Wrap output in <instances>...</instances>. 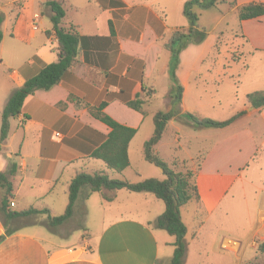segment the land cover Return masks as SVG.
I'll return each mask as SVG.
<instances>
[{"label":"crops","instance_id":"1","mask_svg":"<svg viewBox=\"0 0 264 264\" xmlns=\"http://www.w3.org/2000/svg\"><path fill=\"white\" fill-rule=\"evenodd\" d=\"M44 1L0 0V122L2 108L10 93L44 65L57 59V39L52 30L50 9L44 5ZM174 1L179 10L176 22H170L164 13L171 0H66L62 25H73L82 35L107 36L111 20L117 49L110 52L108 48L112 46L104 48L107 52H102L101 56L109 52L108 61H111L106 71L102 66L108 61L103 59L101 64L93 61L87 63L83 50H80L57 84L48 90H36L25 98L21 114L9 121L8 135L0 150L5 151L4 155L0 154V171H6L12 164L16 165L11 177V181L16 175L19 179L12 191L13 207H19L16 211L30 206L43 208L37 204L41 202L51 216L57 215L54 210L57 201H48L47 197L61 186L60 193L63 192L65 198L68 182L76 171L104 170L112 178H124L131 182L150 176L159 179L162 177L161 172L159 174L150 167H145L150 174L132 176L129 171L133 167L132 140L141 127L146 128L147 134L142 138L143 142L148 139L154 128L153 114L157 110L173 107L176 115L168 120L154 150L174 170L181 171L176 169V165L181 164L195 173L199 199L190 200L180 207L181 220L187 228L183 264H246L258 253L257 241L264 240V190L255 196L249 217L239 215L236 222L235 215L243 207L249 209V201H236L234 175L238 168L247 165L249 160L257 156L259 134L249 121L256 118L262 108H253L246 103L243 107L246 113L222 128L196 129L185 118L183 114L187 111H194L201 117L209 116L203 112L205 107L213 109L220 103L213 97L210 87L203 84L205 81L211 84L214 82L217 91L220 80L218 69L215 70L212 64L207 63L216 41V36L210 39L209 33L203 41L189 43L179 53L175 74L183 89L180 102L171 103L169 92L172 81L168 73L170 50L166 43L175 28L188 26V20L182 13L184 0ZM235 1L236 6L233 8L229 7L228 0H223L224 8L218 2L214 7L196 9L199 19L203 12L214 10L210 12V22L214 26L218 25L227 12L236 13V7L252 0ZM237 27L240 35L235 38L241 40V57L232 62L245 64V59L251 56L253 60L257 58V61H263L264 15L238 20ZM99 52L93 50L94 54ZM246 66L245 70L248 69ZM150 88L153 93L147 99L145 93ZM119 91L131 98L139 95L148 100L143 106V112L128 107L118 98L109 100L103 109L120 123L137 129L128 146L130 164L121 173L108 169L101 160L86 157L84 152L63 141L65 137L76 135L86 125L104 134L110 130L86 108H76L67 101L69 94L95 106L106 98L108 92ZM59 102H64L65 107H58ZM26 115L28 119L24 118ZM243 120L245 124L240 125ZM56 132L60 133L59 138L55 137ZM18 137L19 150L13 153V141ZM139 151L143 155V144ZM32 166L34 170L30 171L31 174L28 169ZM86 192L88 188H82L76 208L82 207V197ZM93 192H89L83 202L86 212L88 199ZM21 193H34L35 200L26 199ZM97 193L101 197L99 204L103 208L102 213L98 211L94 223H86L85 227L83 223L76 227L82 229L79 235L71 231L65 246L39 236L37 232L13 229L12 233L0 241V264L169 262L174 250V247H170L172 243L168 239L169 233L152 224L165 209L162 200L151 192L117 189L113 199L105 201ZM2 196L3 189L0 187V201ZM21 197L22 201H19ZM62 198L60 196L58 202ZM193 201L195 205L187 224L183 210ZM118 202L121 211L110 215V211L116 208L114 204ZM44 214L46 217L24 225L35 228L41 225L46 228L48 214ZM4 230L0 215V235ZM229 240L235 243H228Z\"/></svg>","mask_w":264,"mask_h":264},{"label":"trees","instance_id":"2","mask_svg":"<svg viewBox=\"0 0 264 264\" xmlns=\"http://www.w3.org/2000/svg\"><path fill=\"white\" fill-rule=\"evenodd\" d=\"M221 1L223 0H184L182 13L188 20V26L175 28L166 43V47L170 50L168 73L173 83L172 91L169 94L172 104L180 102L183 89L175 74L179 53L189 43L203 41L208 34L207 29L199 23V13L196 9L214 7ZM65 2L66 0L44 1V5L50 9L52 30L57 39V59L44 65L35 75L26 79L22 86L14 89L8 96L1 111L0 150L8 135L9 121L11 118H16L21 114V108L25 98L33 94L36 90H48L57 84L62 75L75 61L80 50H83L84 60L87 63L93 61L95 64H101V60L105 59L108 61L110 55L108 52L104 56H101L102 52H107V49L106 51L104 50L106 46L113 47L108 48L110 52L117 49L115 29L111 20H109V35L107 36L82 35L77 27L73 25H62V19L65 15ZM228 4L230 8H233L236 6V1L228 0ZM236 8L238 20L258 18L264 15V1L252 0ZM1 38L2 32L0 29V40ZM93 50H100V52L94 54ZM110 62L109 60L108 63L105 62L106 64L102 66L104 71L108 70ZM152 93V89H148L145 93L146 98L149 99ZM113 98H118L128 107L141 112H143L145 102L148 101L147 99H142L139 95L131 98L122 91L117 93L108 92L106 98L94 106L74 94H69L67 101L73 103L76 108H86L94 118L106 124L110 130L104 134L86 125L76 135L65 137L63 141L84 152L86 157L101 160L108 169L121 173L130 164L128 146L130 140L136 134L137 129L120 123L103 110L107 102ZM246 100L253 108H263L264 90H253L247 93ZM65 105L64 102L57 104L60 108H64ZM245 113L246 110L242 109L222 120L201 117L191 112H185L183 115L192 127L199 129L225 127ZM175 115L176 112L173 107L157 110L152 117L154 124L152 134L143 143L144 159L161 169L164 174L163 179L147 177L140 181L131 182L124 178H112L104 170H95L93 172L84 170L76 171L67 185L68 201L66 207L63 213L59 215L51 216L48 214V209L44 207L36 208L30 206L19 211L11 209L9 205V202L13 198L11 177L15 173L16 165L12 164L8 166L6 171H0V187L3 189V196L0 201V213L5 229L4 233L0 235V241L6 235L12 233L13 228L10 227V223L13 220L33 214H48L46 227L51 230L73 219L77 215L84 220V204H82V207L76 208L78 200L80 199V193L84 187L88 188V192L85 193L82 200H85L89 192L93 191L99 192L105 201H111L117 189H126L134 192H151L165 204L164 211L153 220L152 224L156 228L164 229L174 236L172 243L174 250L167 264H183L187 244L185 240L187 228L181 220L180 207L190 200L199 199L195 173L190 169L184 171L174 170L154 150V145L162 137L168 120ZM24 118L28 119L29 117L26 115ZM81 224H83V221ZM256 249L264 251V240L258 243Z\"/></svg>","mask_w":264,"mask_h":264},{"label":"rangeland","instance_id":"3","mask_svg":"<svg viewBox=\"0 0 264 264\" xmlns=\"http://www.w3.org/2000/svg\"><path fill=\"white\" fill-rule=\"evenodd\" d=\"M218 4L222 8L225 7V4L223 2H219ZM156 9H158L160 12L162 11L159 7H156ZM211 11L214 10H207L206 12H203L201 18L199 19V23L201 26H204L207 29L210 39L213 35L216 36V41L207 63L212 64V67H214L215 70L218 69L220 73L219 75L220 80L218 82L219 86L217 88L218 89L217 91H215L216 89L214 82L211 84L205 81L203 82V84H207V86L210 87V90L213 91L212 92L213 97L217 98L218 101H220V103L218 104V106H215V108L213 109H207V107H205L203 112L209 114V116H205V117H209L216 120H222L230 117L235 112L243 109L244 105L247 103L246 100L247 93L253 90H264V59L263 61H257V58L255 60L251 59L252 56L246 58L245 64L247 65L246 66L248 68L247 70L244 69L245 64L237 63V62L233 63L232 61L238 60L241 57V52L239 48V43L241 42V40L239 38L238 39L235 38L236 35H240V33L237 30L238 29L237 15L235 12L229 11L226 13L224 19L218 25L214 26L210 22ZM164 13L168 16V20L170 22L178 21L179 10L174 0H171L168 10ZM203 68H205V63L203 64ZM222 69L224 70L221 71ZM202 78L204 80L206 79L204 76ZM160 87H162V85H160ZM172 87H173V83H172ZM212 94L208 93L209 96ZM248 110L252 111L251 108H249ZM187 112L196 114V112L194 111H187ZM249 122L251 123L250 124L251 127L255 128L257 133L259 134V151L255 158L248 161L247 165H243L240 168H238L236 170V174L234 175V181H235L234 196L236 201L237 202H245L246 200L249 201L248 203L249 209L243 207V210L241 209L238 215H235L236 222L238 221L239 215L243 217H249L250 213L253 210L251 208L252 205L254 204L253 202L256 200L255 196L261 193L260 190H264V107L261 109L259 115H257L256 118H251ZM249 122L246 123L248 124ZM244 124H245V120H243L240 123V125H244ZM144 136H147L146 128L141 127L138 134L135 135V137L132 140L131 157H132L133 167L129 171L132 173V176H134L135 174L148 175L151 172L148 171V169H145V167L146 168L150 167L152 169H155L154 171H157L159 174L161 172L162 177L159 179H163L164 174L162 173L161 169L158 166L147 162L144 159L142 153L139 151L140 146L144 143L143 142L144 139H142ZM18 142H19V137L17 139L15 138V140L13 141V145H15L13 149V153L19 150L17 147ZM2 149L3 148H1V151ZM0 154L4 155L5 151L0 152ZM32 169L34 170V166L28 169L29 173L31 174L32 172L30 171ZM176 169H180L181 171H184L186 170V167L184 165L179 164L176 165ZM12 181H13V186H15L19 181L18 175H16ZM61 188H62L61 186H58L56 192L50 194L47 197L48 201H51L53 199L57 201L56 204L54 205V210H56L57 215L63 213L67 203V192L65 193L66 196L64 198L63 195L64 193L63 192L60 193ZM24 189L26 188L24 187ZM21 194L26 199H31L33 201L35 200L34 193L33 194L21 193ZM60 196H62L63 198L61 202L60 201L58 202ZM23 197H21V200L19 201H22ZM83 202L84 200H82V204ZM100 202H101L100 195L97 192H93L87 202L88 212H86V206L84 207L85 209L84 220H82L81 217L77 215L73 219L63 223L62 225L53 228L54 231L49 230L47 227L44 228L41 225H37L38 228L24 225L25 223L30 222L34 219L46 217L44 213L33 214L27 217L15 219L10 223V227L13 229H22L31 232H37L39 236H45L46 238H50L52 241L57 242L60 246H65L67 241L69 240L68 237H70V235L68 234L71 231L76 233L77 235L81 233L82 229L81 228L77 229L76 227H78L82 223V221L84 223L83 227L86 226L85 225L86 223L91 224L96 221L99 214L98 211L102 213V209H103L101 204H99ZM57 203H59V205ZM37 204L44 207L41 202H38ZM119 204L120 202L114 204L116 208L110 211V215L114 214L115 212L121 211V208L118 207ZM194 205H195L194 201L188 203L183 210L184 219L187 222V224L189 222V217L191 215L192 209L194 208ZM18 208H19L18 206L12 207L13 210H17ZM64 234H67L68 236L67 235L63 236ZM167 235L169 241L173 243L174 236L170 234ZM259 242L261 241H257L256 247ZM170 247H172L171 249H173L174 246H172L171 244ZM257 252H258L257 257L255 259L250 260L248 264H264V251L257 250Z\"/></svg>","mask_w":264,"mask_h":264},{"label":"built area","instance_id":"4","mask_svg":"<svg viewBox=\"0 0 264 264\" xmlns=\"http://www.w3.org/2000/svg\"><path fill=\"white\" fill-rule=\"evenodd\" d=\"M60 136H61L60 133H58V132L55 133V137H56V138H59ZM9 205H10L11 207H13V206H14V201L11 200V201L9 202ZM228 243L234 244L235 241L229 240Z\"/></svg>","mask_w":264,"mask_h":264}]
</instances>
